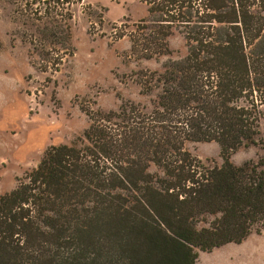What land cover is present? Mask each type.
Wrapping results in <instances>:
<instances>
[{"label":"trees","instance_id":"1","mask_svg":"<svg viewBox=\"0 0 264 264\" xmlns=\"http://www.w3.org/2000/svg\"><path fill=\"white\" fill-rule=\"evenodd\" d=\"M143 1L131 52L168 55L178 31L187 54L135 74L148 104L86 111L81 144L49 146L0 196V264H196L264 233V160L230 161L262 140L264 0ZM192 142H217L223 164Z\"/></svg>","mask_w":264,"mask_h":264},{"label":"rangeland","instance_id":"2","mask_svg":"<svg viewBox=\"0 0 264 264\" xmlns=\"http://www.w3.org/2000/svg\"><path fill=\"white\" fill-rule=\"evenodd\" d=\"M43 1L0 0V196L37 167L49 146L81 144L90 125L86 111L148 104L135 74L161 70L187 54L178 31L168 39V55L140 59L131 52L129 33L148 16L143 0ZM32 2L38 17L34 10L19 11ZM51 27L65 38L63 44L42 34ZM261 138L232 153L230 161L264 160V121ZM187 149L205 164L224 162L217 142H192ZM149 170L163 174L156 165ZM197 252L196 264H264V233Z\"/></svg>","mask_w":264,"mask_h":264}]
</instances>
